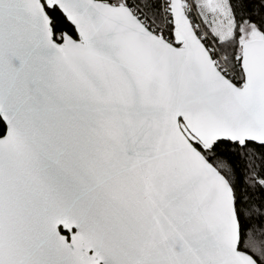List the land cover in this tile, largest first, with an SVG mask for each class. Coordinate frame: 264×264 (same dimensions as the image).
Instances as JSON below:
<instances>
[{
  "label": "snow or ice",
  "instance_id": "1",
  "mask_svg": "<svg viewBox=\"0 0 264 264\" xmlns=\"http://www.w3.org/2000/svg\"><path fill=\"white\" fill-rule=\"evenodd\" d=\"M0 264H264V0H0Z\"/></svg>",
  "mask_w": 264,
  "mask_h": 264
}]
</instances>
